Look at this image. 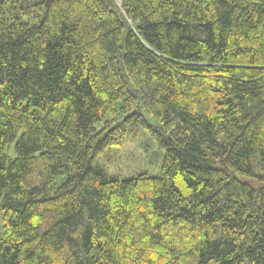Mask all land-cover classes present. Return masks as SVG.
<instances>
[{"label": "trees", "instance_id": "1", "mask_svg": "<svg viewBox=\"0 0 264 264\" xmlns=\"http://www.w3.org/2000/svg\"><path fill=\"white\" fill-rule=\"evenodd\" d=\"M0 216V264H264V0H0Z\"/></svg>", "mask_w": 264, "mask_h": 264}, {"label": "rangeland", "instance_id": "2", "mask_svg": "<svg viewBox=\"0 0 264 264\" xmlns=\"http://www.w3.org/2000/svg\"><path fill=\"white\" fill-rule=\"evenodd\" d=\"M144 115L149 123H157V120ZM144 130L140 129L135 137H129L122 146L105 150L99 158V165L104 167L109 175L120 179L134 177L139 173L158 176L162 151L157 148ZM12 155H14L13 152ZM0 230L2 231L1 216Z\"/></svg>", "mask_w": 264, "mask_h": 264}]
</instances>
